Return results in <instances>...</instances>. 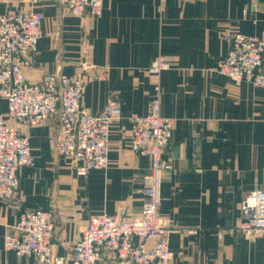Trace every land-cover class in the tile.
<instances>
[{
    "label": "crops",
    "instance_id": "obj_1",
    "mask_svg": "<svg viewBox=\"0 0 264 264\" xmlns=\"http://www.w3.org/2000/svg\"><path fill=\"white\" fill-rule=\"evenodd\" d=\"M29 9L44 17L38 53L23 61L31 81L56 72L81 77L87 112L97 115L117 99L122 116L111 124L109 168L85 176L53 149L58 123L30 130L36 166L21 170L13 200H0V264H34L4 250L29 209L54 213L53 248L64 257L91 216H141L150 161L130 150L131 119L149 109L156 78L147 69L159 55L171 63L157 78L161 114L175 121L160 207L171 221L169 264H264V231L239 229L243 200L264 188V87L217 71L229 50L225 33L264 39V0H105L97 18L71 15L60 0L0 2V14ZM6 111L0 99V114ZM195 138L201 172L191 156Z\"/></svg>",
    "mask_w": 264,
    "mask_h": 264
},
{
    "label": "built area",
    "instance_id": "obj_2",
    "mask_svg": "<svg viewBox=\"0 0 264 264\" xmlns=\"http://www.w3.org/2000/svg\"><path fill=\"white\" fill-rule=\"evenodd\" d=\"M40 0H32L33 4ZM74 16L100 17L105 0H60ZM43 15L33 9L0 14V99L7 111L0 114V200L11 201L20 191V172L34 168L36 157L30 133L34 128L57 117L60 139L57 152L72 162L78 176L93 170H106L110 165L112 122L122 116V105L110 99L103 110L93 115L83 108L84 82L81 77L49 73L41 82L28 77L23 61L38 53L43 37ZM229 43L227 56L218 66V73L236 84L264 87V39L237 32L224 34ZM171 69L166 55H159L148 68L157 78ZM95 79H104L96 74ZM162 90L154 85L149 109L132 117L130 150L149 158V170L142 189L146 201L139 218H120L103 212L89 218L67 257L56 255L53 248L55 219L52 211L43 208L23 212L14 231L4 239V250L19 257L33 258L34 264H169L171 221L160 213L162 184L173 164L165 159L175 121L161 114ZM191 156L196 171L200 155L198 140L192 141ZM239 229L250 234L264 231V188L252 191L242 202Z\"/></svg>",
    "mask_w": 264,
    "mask_h": 264
},
{
    "label": "rangeland",
    "instance_id": "obj_3",
    "mask_svg": "<svg viewBox=\"0 0 264 264\" xmlns=\"http://www.w3.org/2000/svg\"><path fill=\"white\" fill-rule=\"evenodd\" d=\"M2 0H0V2H1ZM61 3V2H60ZM64 7V6H63ZM65 8V7H64ZM66 9V8H65ZM67 10V9H66ZM68 11V10H67ZM69 12V11H68ZM70 13V12H69ZM71 14V13H70ZM72 15V14H71ZM153 63V62H152ZM151 66V65H150ZM149 66V67H150ZM148 70V69H147ZM160 76V75H159ZM155 78V77H154ZM158 78V77H157ZM156 78V81H158V79ZM156 83V82H155ZM53 120L55 121L54 122V128H56L57 127V123L59 124V126H60V123H59V121H58V118L55 116V117H53V118H51L50 120H48V121H45L44 123H52L53 122ZM32 129V128H31ZM31 129H29V128H22L21 130L22 131H25V132H27V133H30V130ZM30 138H31V136H30ZM57 144H58V142H57ZM53 149L55 150V152H57L56 150H57V148H56V143H55V140H53ZM58 153V152H57ZM63 159H65V160H68L67 158H64V157H62ZM38 208H40V207H38ZM34 209H36V208H34ZM29 210H31V209H29ZM53 215H54V213H53ZM54 219H55V217H54ZM118 264V263H113V262H110V261H106V262H102L101 264Z\"/></svg>",
    "mask_w": 264,
    "mask_h": 264
}]
</instances>
